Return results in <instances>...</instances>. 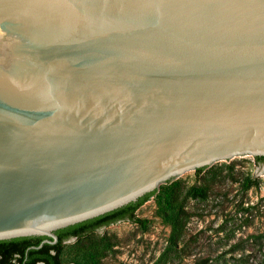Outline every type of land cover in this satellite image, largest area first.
Returning a JSON list of instances; mask_svg holds the SVG:
<instances>
[{
  "label": "water",
  "instance_id": "water-1",
  "mask_svg": "<svg viewBox=\"0 0 264 264\" xmlns=\"http://www.w3.org/2000/svg\"><path fill=\"white\" fill-rule=\"evenodd\" d=\"M253 156L264 0H0V241Z\"/></svg>",
  "mask_w": 264,
  "mask_h": 264
},
{
  "label": "rangeland",
  "instance_id": "rangeland-1",
  "mask_svg": "<svg viewBox=\"0 0 264 264\" xmlns=\"http://www.w3.org/2000/svg\"><path fill=\"white\" fill-rule=\"evenodd\" d=\"M250 179V180H249ZM251 181V182H250ZM176 185L187 215L185 236L169 251L164 190ZM204 188L206 199L188 191ZM158 189V188H157ZM145 227L124 220L64 244L65 264H264V160L231 158L159 188L138 211Z\"/></svg>",
  "mask_w": 264,
  "mask_h": 264
},
{
  "label": "trees",
  "instance_id": "trees-1",
  "mask_svg": "<svg viewBox=\"0 0 264 264\" xmlns=\"http://www.w3.org/2000/svg\"><path fill=\"white\" fill-rule=\"evenodd\" d=\"M256 159L262 161L264 157H256ZM207 168H198L196 173L200 175ZM169 182L171 180L166 183ZM158 191L159 188L143 195L137 201L130 202L114 211L55 231L58 236L56 244H43L45 240L53 241V239L46 236H29L0 241V264H65L61 259V254L64 244L70 238H84L120 220H128L145 227L147 221L137 217V211L154 197ZM164 192L167 204L165 217L171 225L168 250L174 251L179 247L185 236L187 215H185L183 209L180 210L176 207L179 201L176 185L165 189ZM188 196L193 199H206L208 193L204 188L193 187L188 191ZM41 244L43 245L39 247ZM93 264H96V262Z\"/></svg>",
  "mask_w": 264,
  "mask_h": 264
},
{
  "label": "flooded vegetation",
  "instance_id": "flooded-vegetation-1",
  "mask_svg": "<svg viewBox=\"0 0 264 264\" xmlns=\"http://www.w3.org/2000/svg\"><path fill=\"white\" fill-rule=\"evenodd\" d=\"M121 221V220H120ZM104 228V227H103ZM73 239H76L75 237L74 238H70L69 240H67L66 242L70 241V240H73Z\"/></svg>",
  "mask_w": 264,
  "mask_h": 264
}]
</instances>
